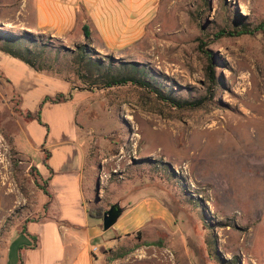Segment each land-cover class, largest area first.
<instances>
[{"label": "rangeland", "instance_id": "obj_1", "mask_svg": "<svg viewBox=\"0 0 264 264\" xmlns=\"http://www.w3.org/2000/svg\"><path fill=\"white\" fill-rule=\"evenodd\" d=\"M34 7L35 0H0V30L8 31V20L21 26L11 28L16 35L41 31ZM32 35L34 42L0 36V51L29 48L23 55L36 73L77 93L80 139L90 141L85 149L98 174V184L88 178L92 201L98 186L104 211L119 204L125 213H148L119 217L92 243L97 258L264 264V0H153L113 51ZM96 62L100 73L90 67ZM118 78L145 80L161 97L130 83L101 88ZM164 97L198 106L176 107ZM26 113L0 70V246L8 228L23 229L47 201V177L32 163L38 153L26 156L11 143L15 137L33 151L19 131L12 136Z\"/></svg>", "mask_w": 264, "mask_h": 264}, {"label": "crops", "instance_id": "obj_2", "mask_svg": "<svg viewBox=\"0 0 264 264\" xmlns=\"http://www.w3.org/2000/svg\"><path fill=\"white\" fill-rule=\"evenodd\" d=\"M145 1L35 0L34 12L40 20L41 31L25 29L31 34L53 36L63 42H71L74 38L83 42L86 39L80 31L85 25L91 46L100 51H113L118 49L119 37L143 16L146 3L153 2ZM2 23L7 30L11 31L12 27L22 30L21 26L8 20H2ZM0 70L12 81L24 112L34 113L45 96L71 92L67 100L43 104L41 123L28 120L18 125L12 136L19 131L33 151H25L21 145L23 142L16 143V138L11 137L18 152L26 156L38 153L39 160L31 157L32 163L42 177H47L48 195L44 194L47 201L43 215L25 223L23 229L18 226L8 228L6 242L0 246V264H106L105 258H97L98 248L92 246L94 241L105 236V231L102 220L87 213L88 209L97 208L100 202L99 187L92 201L94 198L89 193L92 185L88 180L95 176L98 184V174L95 172L96 163L90 160L85 149L90 141L80 139L84 136L80 133L82 126L76 122L77 93L56 78L36 73L39 71L2 51ZM86 170L88 183H84ZM135 208L127 213L123 210L120 217L128 218L139 209L145 212V217L148 215L145 207ZM1 211L0 189V239L2 229L6 227Z\"/></svg>", "mask_w": 264, "mask_h": 264}, {"label": "trees", "instance_id": "obj_3", "mask_svg": "<svg viewBox=\"0 0 264 264\" xmlns=\"http://www.w3.org/2000/svg\"><path fill=\"white\" fill-rule=\"evenodd\" d=\"M82 31H83V36L84 38L87 40L89 38V31H88V27L87 26H83L82 27ZM0 36H3V37H9V38H25V37H28L27 39L30 40V41H33L32 39H34L33 35L29 32H26L24 31V34L22 35H16L14 34L12 31L8 30H0ZM25 36V37H24ZM30 38V39H29ZM17 49V48H16ZM81 57L86 53V50L87 48L85 47V45H83L81 48ZM2 51H4L5 54H8L14 58H17L19 60H21L22 62H24L26 65L30 66L31 68L33 69H36L34 64L32 63V61L27 58V57H24V53L25 54H28V56L31 54V51L29 48L25 47L24 50H5V49H2ZM18 52V53H17ZM24 52V53H23ZM99 62H96V64H93L92 66L90 67H93V68H96L95 71L96 72H99L100 73V70H99V65H98ZM37 70V69H36ZM106 73H103V78H106L105 77ZM133 84V85H137L139 87H145V88H148L149 90L153 91L158 97H161V95L159 94V92L153 88L151 85H149V83L145 80H141V79H135V78H118V79H110L106 82H103L100 83L102 84L101 88H108V87H112V86H118V85H126V84ZM98 88H100L98 86ZM70 95V94H69ZM69 95L67 96H63V95H58V96H55L54 98H51L49 96H45L39 106H38V109L36 110L35 113H31V112H27L26 113V117L29 119V120H36L37 122L41 123V120H40V110L43 106V104H45L46 102H50V103H59V102H62L64 100H67V98L69 97ZM163 100L167 101V102H171L172 104H174V106L176 107H186V106H190V107H194V106H198L197 103H194V102H188V101H185V102H178V101H175V100H171L169 99L168 97H164ZM47 184V183H46ZM45 184V185H46ZM42 190H43V193L48 195V191L46 190V187H42ZM104 209L98 207V208H90L88 209L87 213L89 216L91 217H94V218H98V219H101L102 216H103V213H104ZM149 244H153V243H149Z\"/></svg>", "mask_w": 264, "mask_h": 264}, {"label": "water", "instance_id": "obj_4", "mask_svg": "<svg viewBox=\"0 0 264 264\" xmlns=\"http://www.w3.org/2000/svg\"><path fill=\"white\" fill-rule=\"evenodd\" d=\"M98 188V186H97ZM123 209L119 206V204H113L103 213L101 218L102 220V228L104 231L112 227L120 217Z\"/></svg>", "mask_w": 264, "mask_h": 264}, {"label": "bare ground", "instance_id": "obj_5", "mask_svg": "<svg viewBox=\"0 0 264 264\" xmlns=\"http://www.w3.org/2000/svg\"><path fill=\"white\" fill-rule=\"evenodd\" d=\"M244 14H245V13H244ZM231 128H232V127H231ZM233 128H234V127H233ZM234 129H237V126H236V128H234ZM236 134H237V133H236ZM239 136H240V135H239ZM248 136H249V135H248ZM240 139H241V138H239V140H240ZM236 141H237V140H236ZM249 142H250V141H249ZM248 154H249V153H248ZM262 156H263V155H262ZM231 163H232V162H231ZM243 163H244V164H243ZM242 164H243V165H246V164H247L246 159H244V161L242 162ZM242 164H241V166H243ZM252 166H254V165H252ZM262 167H263V166H262ZM241 168H242V167H241ZM257 170H258V168H257ZM231 178H232V177H231ZM248 178H249V177H248ZM261 180H262V179H261ZM228 185H229V184H228ZM233 189H234V188H233Z\"/></svg>", "mask_w": 264, "mask_h": 264}]
</instances>
